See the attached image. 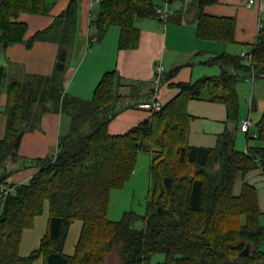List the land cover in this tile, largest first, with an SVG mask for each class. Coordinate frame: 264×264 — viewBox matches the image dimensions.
Segmentation results:
<instances>
[{
    "label": "trees",
    "instance_id": "obj_1",
    "mask_svg": "<svg viewBox=\"0 0 264 264\" xmlns=\"http://www.w3.org/2000/svg\"><path fill=\"white\" fill-rule=\"evenodd\" d=\"M59 1L0 0L2 47L24 41L28 25L19 21L22 13L48 15ZM216 1L199 3L205 6ZM156 7L153 0H102L91 22L94 37L101 39L107 28L116 25L121 30L119 48H133L140 39L136 21L157 18ZM78 8L79 0H69L67 9L49 27L28 41V46L37 40L59 42L53 74L32 75L25 81L12 79L6 88L0 194L3 185L15 187V193L1 199L0 264H34L39 258L43 264H104L114 249L121 264H152L156 254L165 257L153 264H264L260 248L264 227L259 222L255 188L244 183L240 194L234 189L238 174L256 167V156L264 165V113L257 123L258 144L247 154L233 146V136L228 133L220 136L216 147L190 145L191 116L186 107L189 100L207 98L224 103L229 118H237L240 98L236 86L241 74H264V28L251 51L250 66L241 55L216 56L210 63L231 65L234 72L224 69L218 77L180 84V94L149 120L122 135H111L108 125L116 114L139 103L116 107L120 96L115 71L103 76L91 100L65 91V62ZM221 21L227 23L220 26ZM232 27L231 20L200 15L203 37H214L221 30L231 33ZM7 74L0 65V90ZM54 110L71 117L70 131L60 137L57 155L19 160L14 147L18 134L40 128L42 116ZM141 151L152 155L146 212L126 211L120 220H111V192L131 179ZM30 167L40 170L28 183H8L15 171ZM46 205L47 231L38 248L21 255L24 232L34 226ZM75 221L81 222L80 234L74 253L66 254V239ZM138 221L143 222L142 228H136Z\"/></svg>",
    "mask_w": 264,
    "mask_h": 264
},
{
    "label": "crops",
    "instance_id": "obj_2",
    "mask_svg": "<svg viewBox=\"0 0 264 264\" xmlns=\"http://www.w3.org/2000/svg\"><path fill=\"white\" fill-rule=\"evenodd\" d=\"M101 1L79 0L76 29L65 62L64 88L70 96L88 101L93 98L103 76L115 71L116 91L120 96L116 107L139 104L116 114L108 125L111 135H122L150 119V113L144 105L154 100L156 67L159 64L164 66V70L158 97L166 104L180 94V84L218 77L224 69L234 72L231 65L210 61L223 54L240 56L244 50L251 52L260 30L264 28V9L260 8L259 3L251 4L248 0H217L201 6L199 0H173L174 15L166 30L160 28L157 18L139 19L136 21L140 30L138 45L120 49L121 30L116 25L107 28L101 39L94 37L95 30H92L91 22L98 14ZM153 2L158 6L161 0ZM68 5L69 0H60L48 15H20L19 21L28 25L24 41L6 48L0 44V65L6 68L7 73H12L13 79L17 80L20 75L29 77L53 74L61 49L59 42L51 39L37 40L28 46V41L37 32L48 28ZM201 13L208 17L231 20V33L229 31L225 34L221 30L214 37L201 36ZM218 23L222 26L227 21ZM236 90L240 98L236 119L229 118L227 107L222 102H213L207 98L188 101L186 107L191 116L190 145L216 147L224 133L233 136V146L239 151L246 152L248 146L255 147L258 144L257 123L264 113V74H255L252 79V73H242ZM130 97L133 100L125 102ZM6 100L5 92L0 98V138L4 137L6 131L7 115L3 108ZM242 100L247 105L241 115ZM247 117L254 123L250 132L258 135L256 139L249 138L240 130L241 121ZM70 127L71 117L61 110L45 113L41 118L40 128L23 133L18 155L26 159L52 155L58 149L60 137L67 134ZM240 133L243 134L242 137H239ZM254 163L256 167L238 174L234 189L236 194H240L244 183L255 188L260 209L259 222L264 227V165ZM11 167L18 166L12 164ZM39 170V167L19 169L10 176L8 183H28ZM260 248L264 251V241Z\"/></svg>",
    "mask_w": 264,
    "mask_h": 264
},
{
    "label": "rangeland",
    "instance_id": "obj_3",
    "mask_svg": "<svg viewBox=\"0 0 264 264\" xmlns=\"http://www.w3.org/2000/svg\"><path fill=\"white\" fill-rule=\"evenodd\" d=\"M7 77L4 82L3 89L1 88L0 94L6 92L7 85L13 79L12 73L8 71ZM27 76L20 75L17 77V80L25 81L27 80ZM250 89L248 91L250 95ZM133 100V97L127 98L125 102ZM246 103L242 100L241 105V115L244 107H246ZM3 107V106H2ZM1 107V108H2ZM5 108V107H3ZM30 132V131H27ZM243 134H239V137H242ZM247 146V145H246ZM152 155L148 152H141L139 154V158L137 161V165L134 171V174L125 184L122 189H116L111 192L110 197V208L108 211V217L112 220H120L123 214L126 211H135L136 213L143 215L146 212L147 208V201L150 194L151 189V176H150V162ZM24 157L18 155V159L21 160ZM48 219H49V209L48 206H45L44 212L42 215L38 216L35 219L34 226L25 230L23 241L20 247V254L21 255H28L34 249L38 248L40 245V240L44 236L47 231L48 226ZM143 222L138 221L136 223V228H142ZM81 230V222L75 221L69 231L68 237L66 239V244L64 248V252L66 254H73L75 251V246L80 234ZM163 254H156L152 257L151 262L156 263L159 261L164 260ZM117 251L114 249L106 262V264H120ZM34 264H43V259L39 258L34 262Z\"/></svg>",
    "mask_w": 264,
    "mask_h": 264
},
{
    "label": "built area",
    "instance_id": "obj_4",
    "mask_svg": "<svg viewBox=\"0 0 264 264\" xmlns=\"http://www.w3.org/2000/svg\"><path fill=\"white\" fill-rule=\"evenodd\" d=\"M249 3L254 4V3H259L260 8L263 10L264 9V0H248ZM173 0H161L160 4L156 7V13H157V19L159 21L160 28L163 30H166L167 24L170 22L171 18L174 15V9H173ZM241 56L245 58L246 63L248 66L252 64V59H253V54L252 52L248 50H244L241 53ZM164 70V66L162 64H159L156 67V77H155V87H154V100L150 103H147L144 105V108L149 111L150 116H152L154 113L159 112L163 109L165 103L163 100H161L158 97V92L159 88L162 84V72ZM255 78V72L252 71V79ZM254 125L252 119L250 117L244 118L241 121L240 124V130L243 133L248 134L249 138H254L256 139L258 137L257 134H252L250 132L251 127ZM249 148L246 149V153H249ZM58 149L55 151V155H57ZM254 161L257 164L261 163V158L259 156H256ZM1 194H0V204L2 202V198L7 195L8 193H15V187H7V186H2L1 188Z\"/></svg>",
    "mask_w": 264,
    "mask_h": 264
},
{
    "label": "water",
    "instance_id": "obj_5",
    "mask_svg": "<svg viewBox=\"0 0 264 264\" xmlns=\"http://www.w3.org/2000/svg\"><path fill=\"white\" fill-rule=\"evenodd\" d=\"M22 135H23V132H20L18 134V136L16 137L15 139V143H14V147L15 148H18L19 147V144H20V141H21V138H22ZM12 156L14 157L15 156V152H13ZM159 211H161V208H159ZM247 252L245 253H242V255L246 254Z\"/></svg>",
    "mask_w": 264,
    "mask_h": 264
}]
</instances>
